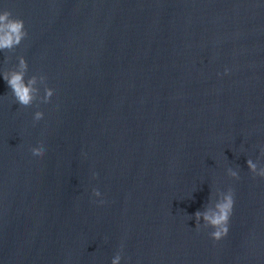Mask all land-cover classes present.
<instances>
[{"label":"water","instance_id":"1","mask_svg":"<svg viewBox=\"0 0 264 264\" xmlns=\"http://www.w3.org/2000/svg\"><path fill=\"white\" fill-rule=\"evenodd\" d=\"M5 10L28 35L0 49V264H264V0ZM22 58L49 104L15 102ZM229 188L217 242L195 213Z\"/></svg>","mask_w":264,"mask_h":264},{"label":"clouds","instance_id":"2","mask_svg":"<svg viewBox=\"0 0 264 264\" xmlns=\"http://www.w3.org/2000/svg\"><path fill=\"white\" fill-rule=\"evenodd\" d=\"M27 35L28 32L25 28V21L23 19L14 17L13 13L9 10L0 12V49L12 48L13 46L18 45ZM19 67V71H13L10 74L5 73L3 76V79L11 89L15 102L25 108L32 106L38 101L49 104L53 98L54 90L50 87L46 88L44 96L41 98L39 95V89L34 87L37 83V78L33 76L26 80L27 63L23 58L20 61ZM228 71L229 70L226 69L225 73L227 74ZM43 118V111L35 112V122H40ZM31 153L35 159L39 160L44 157L46 150L43 144H41L37 147H33ZM248 166L255 174L254 176L264 178V170L257 172V165L251 160L248 161ZM231 175L236 179H239L236 172H231ZM96 177H98V174H94V178ZM93 194L99 196L100 191L98 189H93ZM104 202L105 201H100V203ZM234 205L235 191L234 189L229 188V190L223 195V198L215 204L214 208L207 209L204 212L197 211L195 213L197 230L202 229L200 222L203 220V227L212 230L209 232V235L213 240L218 242L227 237L230 220L234 213ZM119 262L120 257L117 256L112 261V264H119Z\"/></svg>","mask_w":264,"mask_h":264}]
</instances>
